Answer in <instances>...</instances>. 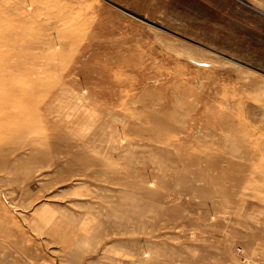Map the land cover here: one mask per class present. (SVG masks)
<instances>
[{"label":"rangeland","instance_id":"obj_1","mask_svg":"<svg viewBox=\"0 0 264 264\" xmlns=\"http://www.w3.org/2000/svg\"><path fill=\"white\" fill-rule=\"evenodd\" d=\"M0 264H264V0H0Z\"/></svg>","mask_w":264,"mask_h":264},{"label":"built area","instance_id":"obj_2","mask_svg":"<svg viewBox=\"0 0 264 264\" xmlns=\"http://www.w3.org/2000/svg\"><path fill=\"white\" fill-rule=\"evenodd\" d=\"M238 250L241 252L242 251V248H238Z\"/></svg>","mask_w":264,"mask_h":264},{"label":"bare ground","instance_id":"obj_3","mask_svg":"<svg viewBox=\"0 0 264 264\" xmlns=\"http://www.w3.org/2000/svg\"><path fill=\"white\" fill-rule=\"evenodd\" d=\"M23 54V53H22ZM34 81V80H33ZM14 85V84H13ZM15 138V137H14ZM18 138V137H17ZM4 144V143H3Z\"/></svg>","mask_w":264,"mask_h":264}]
</instances>
